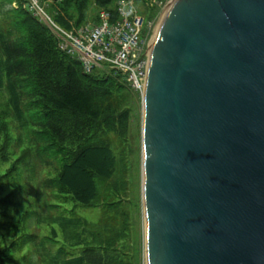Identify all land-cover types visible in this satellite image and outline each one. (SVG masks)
Instances as JSON below:
<instances>
[{"label": "water", "instance_id": "obj_1", "mask_svg": "<svg viewBox=\"0 0 264 264\" xmlns=\"http://www.w3.org/2000/svg\"><path fill=\"white\" fill-rule=\"evenodd\" d=\"M147 264H264V0H176L143 96Z\"/></svg>", "mask_w": 264, "mask_h": 264}, {"label": "trees", "instance_id": "obj_2", "mask_svg": "<svg viewBox=\"0 0 264 264\" xmlns=\"http://www.w3.org/2000/svg\"><path fill=\"white\" fill-rule=\"evenodd\" d=\"M115 1L52 0L49 11L71 29L89 19L91 2L113 10ZM23 4L0 0V264H129L133 213L119 247L75 213L122 203L108 185L117 172L111 137L126 142L135 96L120 79L85 74ZM39 191L48 194L41 205Z\"/></svg>", "mask_w": 264, "mask_h": 264}, {"label": "built area", "instance_id": "obj_3", "mask_svg": "<svg viewBox=\"0 0 264 264\" xmlns=\"http://www.w3.org/2000/svg\"><path fill=\"white\" fill-rule=\"evenodd\" d=\"M176 0H167V6ZM139 0H116L113 10L102 9L98 21L66 31L54 23L40 0H28L27 7L54 32L58 47L78 60L85 74L105 71L120 79L134 92L144 94L149 69L153 23L148 24L146 36L141 38L144 18L140 15ZM157 0H149L153 6ZM37 10H39L37 12ZM160 16V17H161ZM161 19V18H160Z\"/></svg>", "mask_w": 264, "mask_h": 264}, {"label": "rangeland", "instance_id": "obj_4", "mask_svg": "<svg viewBox=\"0 0 264 264\" xmlns=\"http://www.w3.org/2000/svg\"><path fill=\"white\" fill-rule=\"evenodd\" d=\"M42 1L41 2L47 9L48 13L55 19L54 14L49 11L51 8L50 6L52 5V0ZM166 1L167 0H157L153 6L149 5L148 0H140L138 2L140 5V15L144 18V27L141 38L146 36V28L148 24L154 22L153 29L150 33V40H152V44H154L153 41H155L159 32V26H161L163 21V19H160V15ZM23 2L26 3L27 0H23ZM14 6L15 5L13 4V7ZM38 11L39 10H37V12ZM97 13L98 9L96 8L94 2H91L87 11L88 18H94ZM101 74L102 76L106 75V72L101 71ZM132 92L135 98L132 100V123L126 135V142H123L117 136L111 137L113 152L117 159V172L115 177L108 182V185L119 187V192H116L115 196L119 197L122 200V203L119 207H117V209L112 210H108L103 204L96 209H84L79 207L75 215L81 218H87L91 227L94 229L93 232L98 233L101 239L109 241L110 239L117 240V238H119V242L116 244L119 247V245L122 242H126V240H120V234L118 232L123 227L130 213H133L132 219H130L132 233L127 242L131 246L127 261H129V264H147L146 222L143 205V95L140 92L136 93L133 90ZM44 176H46V174ZM100 184L101 193H104L103 183ZM46 195L48 194L44 191H39L38 195H33L32 198L37 204L41 205V202L45 200ZM108 200H114V196L108 198ZM123 250L125 251L126 248L124 247ZM20 259L21 264H24L23 257H20Z\"/></svg>", "mask_w": 264, "mask_h": 264}, {"label": "bare ground", "instance_id": "obj_5", "mask_svg": "<svg viewBox=\"0 0 264 264\" xmlns=\"http://www.w3.org/2000/svg\"><path fill=\"white\" fill-rule=\"evenodd\" d=\"M166 9H168V8H166ZM166 15V12H164V15H163V17ZM162 19V18H161ZM160 27V26H159ZM151 45H152V43H151Z\"/></svg>", "mask_w": 264, "mask_h": 264}]
</instances>
